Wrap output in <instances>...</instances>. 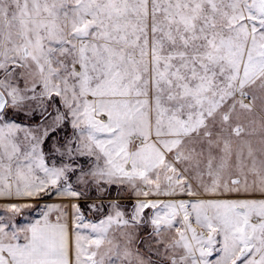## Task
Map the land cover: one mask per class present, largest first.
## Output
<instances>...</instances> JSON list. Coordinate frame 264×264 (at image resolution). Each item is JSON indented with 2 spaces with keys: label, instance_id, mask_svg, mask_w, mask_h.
I'll return each instance as SVG.
<instances>
[{
  "label": "snow or ice",
  "instance_id": "6c2138e0",
  "mask_svg": "<svg viewBox=\"0 0 264 264\" xmlns=\"http://www.w3.org/2000/svg\"><path fill=\"white\" fill-rule=\"evenodd\" d=\"M0 264H264V0H0Z\"/></svg>",
  "mask_w": 264,
  "mask_h": 264
}]
</instances>
